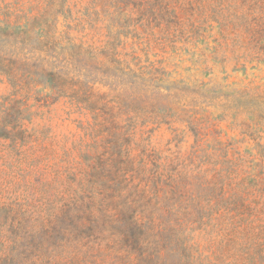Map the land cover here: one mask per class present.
<instances>
[{"label":"rangeland","instance_id":"374dc122","mask_svg":"<svg viewBox=\"0 0 264 264\" xmlns=\"http://www.w3.org/2000/svg\"><path fill=\"white\" fill-rule=\"evenodd\" d=\"M0 21H35L36 36L38 21L54 22L66 55L45 72L16 66L15 88L0 66V258L69 261L81 245L52 229L87 194L100 155L114 213L152 198L139 216L162 224L170 210L194 264H264V49L253 48L264 47V0H0ZM101 251L91 264L115 263ZM123 252L121 264L137 263ZM179 256L163 249L158 264Z\"/></svg>","mask_w":264,"mask_h":264},{"label":"trees","instance_id":"16d2710c","mask_svg":"<svg viewBox=\"0 0 264 264\" xmlns=\"http://www.w3.org/2000/svg\"><path fill=\"white\" fill-rule=\"evenodd\" d=\"M251 10L250 8L248 12L253 13ZM256 19L257 21L262 20L258 17ZM34 22L31 25H26L25 23L17 24L11 21H0V66L3 67L4 75L8 77L14 88L17 86L15 80L16 66L29 71L36 69L45 72L47 71L46 67L50 69L53 66V69H56L65 61L61 58L64 53H62L63 49L58 46L59 39L56 36L54 22L38 21L42 30L37 36L35 35ZM260 41L261 38L255 41V44H253L254 50L264 49L263 46H259ZM64 56L66 55L64 54ZM115 61L121 64L119 59ZM57 73L59 74L57 75V82L60 84L58 85V92L65 95L68 80L64 78L61 71ZM50 74L55 76L54 72H50ZM143 110L148 112L146 105L143 106V109H132V112L139 115ZM155 120L156 118L153 119V122ZM115 152L119 158L115 173L117 178L120 179L119 184H122L127 180L125 175L130 169L122 147ZM101 161L102 157L99 155L98 163L92 173V179L89 180V186L84 189L87 194L75 200L52 229V236L55 239L73 241L75 245H81L80 249L74 248L66 264L95 263L103 255L101 249L106 251L107 255L115 261V263L108 264H121L124 259V250L129 255L138 254L137 263L135 264H158L160 253L166 248L180 250L181 256L178 257L175 264H194V246L191 244L190 236L186 235L182 225L172 217L169 210L172 208V201L168 207L169 214L164 217L162 224L157 222L153 211L148 215L147 221L139 216L138 212L143 213L151 204L152 198L149 199L148 204L139 205L137 201L131 199L129 201V197H127L123 203L118 201L117 205L116 199L122 196L120 187L113 190L111 197L114 198L112 202L116 201V208L121 207V212L114 213L109 209L110 203L103 196V188L97 186L98 179L102 177L101 165L99 164ZM156 168L157 171L155 172H158L157 165ZM161 177L162 175L159 176L160 179ZM97 197H100L99 200H97ZM182 197L180 195L177 200ZM155 204H158V202H155ZM95 210L98 214L95 213ZM202 219L203 215L201 214L195 215L193 218L199 224L202 223ZM92 243L99 246L96 252ZM103 244H105V248H102ZM0 264L25 263H15L0 258Z\"/></svg>","mask_w":264,"mask_h":264}]
</instances>
